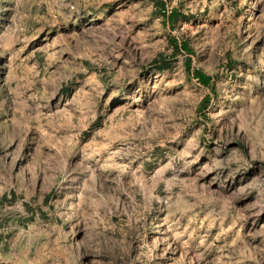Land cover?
<instances>
[{"label":"rangeland","instance_id":"1","mask_svg":"<svg viewBox=\"0 0 264 264\" xmlns=\"http://www.w3.org/2000/svg\"><path fill=\"white\" fill-rule=\"evenodd\" d=\"M0 264H264V0H0Z\"/></svg>","mask_w":264,"mask_h":264}]
</instances>
